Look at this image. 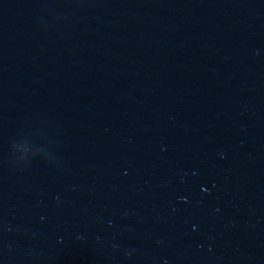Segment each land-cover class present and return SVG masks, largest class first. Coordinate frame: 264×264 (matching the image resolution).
<instances>
[{"label": "water", "instance_id": "1", "mask_svg": "<svg viewBox=\"0 0 264 264\" xmlns=\"http://www.w3.org/2000/svg\"><path fill=\"white\" fill-rule=\"evenodd\" d=\"M230 0H0V264H189Z\"/></svg>", "mask_w": 264, "mask_h": 264}]
</instances>
